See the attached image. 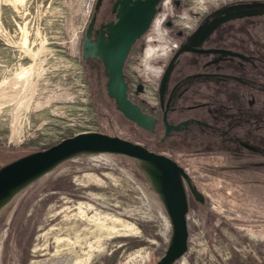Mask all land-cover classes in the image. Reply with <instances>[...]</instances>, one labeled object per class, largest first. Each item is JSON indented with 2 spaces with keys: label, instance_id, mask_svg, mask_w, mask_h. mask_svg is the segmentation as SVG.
Segmentation results:
<instances>
[{
  "label": "rangeland",
  "instance_id": "obj_1",
  "mask_svg": "<svg viewBox=\"0 0 264 264\" xmlns=\"http://www.w3.org/2000/svg\"><path fill=\"white\" fill-rule=\"evenodd\" d=\"M253 3L264 8V0L160 2L124 72L143 110L183 123L164 131L162 121L148 130L124 116L104 71L82 57L96 0H0V167L81 131L139 142L189 175L187 247L171 264H264V12L220 23L200 45L232 54L174 58L217 8ZM15 87L16 97H2ZM96 227L107 234H90ZM171 234L161 196L134 158L79 153L0 212V264H156Z\"/></svg>",
  "mask_w": 264,
  "mask_h": 264
},
{
  "label": "water",
  "instance_id": "obj_2",
  "mask_svg": "<svg viewBox=\"0 0 264 264\" xmlns=\"http://www.w3.org/2000/svg\"><path fill=\"white\" fill-rule=\"evenodd\" d=\"M161 1L115 0L112 10L116 19L102 24L101 33L95 39L96 44L92 48L88 46V38L83 44L84 56L92 51L93 56L102 60L107 75L105 84L107 94L114 99L116 108L128 119L148 130L154 129L157 117L143 110L129 97V84L125 77L124 63L134 42L149 28L155 14L160 9ZM101 2L102 0H96L95 9ZM261 12L264 10L223 16L218 21L212 16L201 33V42L194 47L181 45L174 58L182 51H221V48H204L200 45L220 23L231 18ZM94 19L95 14L87 29L89 36H91ZM172 66L173 62H170L166 68L164 73L166 79L169 77ZM163 122L166 125V131L171 127H179V124L168 122L166 112L163 113ZM86 152H113L128 155L135 159L139 167L141 165L144 168L146 176L160 194L172 222V234L168 248L156 264H171L187 247L188 204L184 178L189 181V175L170 156L151 150L139 142L96 130L77 132L47 148L25 154L2 165L0 167V200L6 198L15 188L28 183L63 159Z\"/></svg>",
  "mask_w": 264,
  "mask_h": 264
},
{
  "label": "flooded vegetation",
  "instance_id": "obj_3",
  "mask_svg": "<svg viewBox=\"0 0 264 264\" xmlns=\"http://www.w3.org/2000/svg\"><path fill=\"white\" fill-rule=\"evenodd\" d=\"M103 1L104 0H102V2L100 3V5H99V7L97 9L94 8V12H93V14H92V16H91L88 24H87V29H88L89 24L91 23L92 17L95 14V19H94V22H93V28L91 29V36L87 35V31H86V37H85V39H87V38L89 39V41H88L89 45L88 46H91V48L96 44L95 39L98 38V36L101 33L102 24H104V23H106V22H108L110 20H115L116 19L115 18V13L112 10L113 3H114L115 0H109L107 2V4H103ZM233 7H253L255 9H257L258 11L264 10V8L262 6H260L258 3L245 4V5H239V6H231V7H228V8H225V9L219 11L216 14L215 18H217L219 16H221V18L223 16H227L226 15V12L230 8H233ZM208 23H209V20L208 19L207 20H204L203 22H201L199 24V26L195 29V31L188 37L187 41L184 44H182V45L186 46V45H189L190 43L191 44L193 43V45H196V44L200 43L201 42V33H202L203 29L207 26ZM204 48H209V47H204ZM214 48H218V47H214ZM91 52L87 53L86 56H84V54H83L82 57L84 59H87V58L94 59L95 62H96V64L99 65V67L104 71V73L106 75V69L104 67V64H103L102 60L99 59L97 56H93L91 54ZM215 52H217L218 54H221V56H219L218 59L224 58V55H226V54H232L231 51H229L228 49H224V48H221V51H215ZM106 78H107V75H106ZM106 81H107V79H106ZM165 83H166V79L165 80L163 79V82L161 81V86H160L162 92L164 90ZM105 84H106V82H105ZM163 113H162L161 118H159V117L156 116L157 117V122L155 124L154 129H156V127H157V125H158L159 122H161V121L163 122ZM166 115H167V113H166ZM168 122H170V121H168ZM171 124H172V122H171ZM182 124H179V126L182 125ZM169 129H174V128L171 127ZM165 130H166V125L164 123V131Z\"/></svg>",
  "mask_w": 264,
  "mask_h": 264
},
{
  "label": "bare ground",
  "instance_id": "obj_4",
  "mask_svg": "<svg viewBox=\"0 0 264 264\" xmlns=\"http://www.w3.org/2000/svg\"><path fill=\"white\" fill-rule=\"evenodd\" d=\"M237 4V3H236ZM231 5V4H230ZM243 5H245V4H243ZM227 6H229V5H226V6H224V7H222V8H219V9H217L216 11H215V13H213V16L215 17V14H217L219 11H221V10H223V9H225V7L226 8H228ZM236 6H239V5H236ZM231 7V6H230ZM258 10L257 9H255V8H253V7H233V8H230L227 12H226V15L227 16H231V15H235V14H243V13H250V12H257ZM220 19H222L221 18V16H219V17H217L216 18V20L218 21V20H220ZM186 46H193L194 47V45H193V43L191 44H189V45H186ZM19 77V76H18ZM17 77V78H18ZM17 78H16V81H19V80H21V79H19V80H17ZM166 79V77L164 78V80ZM24 81V80H23ZM20 82V81H19ZM9 83H7V85H8ZM12 84V83H11ZM20 84V83H19ZM18 87V86H17ZM21 88V87H20ZM2 89V88H1ZM20 90V89H19ZM16 87L15 88H13V89H11L10 90V88H9V90L8 91H5V93L2 95V97L3 98H12V97H16L17 95H16V93H17V91H19ZM24 91V90H23ZM26 92V91H25ZM1 94H2V92H1ZM24 94V93H23ZM102 154H104V153H102ZM140 168H141V170L144 172V168L140 165ZM144 173H146V172H144ZM27 184V183H26ZM26 184H23V185H21V186H19V187H17V188H15L6 198H3L2 200H0V212L13 200V198L14 197H16V195L23 189V187L26 185ZM167 224H168V226H169V223H168V221H167ZM97 232H99V233H101V234H104V235H106L107 234V229L105 228V227H96V230H94V231H91L90 232V234H94V233H97Z\"/></svg>",
  "mask_w": 264,
  "mask_h": 264
}]
</instances>
